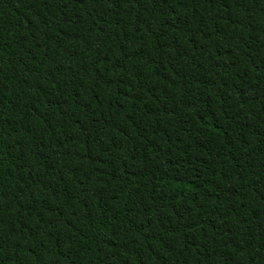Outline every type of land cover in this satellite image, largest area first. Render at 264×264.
I'll return each mask as SVG.
<instances>
[{
  "label": "trees",
  "instance_id": "obj_1",
  "mask_svg": "<svg viewBox=\"0 0 264 264\" xmlns=\"http://www.w3.org/2000/svg\"><path fill=\"white\" fill-rule=\"evenodd\" d=\"M0 264H264V0H0Z\"/></svg>",
  "mask_w": 264,
  "mask_h": 264
}]
</instances>
